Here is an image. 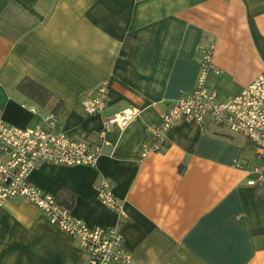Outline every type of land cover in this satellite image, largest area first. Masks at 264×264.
<instances>
[{
	"label": "crops",
	"instance_id": "obj_1",
	"mask_svg": "<svg viewBox=\"0 0 264 264\" xmlns=\"http://www.w3.org/2000/svg\"><path fill=\"white\" fill-rule=\"evenodd\" d=\"M209 48L218 73L206 85L226 102L263 69L264 0H0V121L32 129L54 112L70 138L103 141L95 168L44 163L30 181L55 196L66 189L71 214L91 227L118 220L96 192L109 181L131 264H264V182L249 184L264 163L250 140L207 116L182 121L162 151L144 155L151 126L194 90ZM24 80L52 98L26 96ZM103 85L106 109L88 116L83 101ZM130 107L140 114L101 140L106 118ZM84 259L34 205L0 207V264Z\"/></svg>",
	"mask_w": 264,
	"mask_h": 264
},
{
	"label": "built area",
	"instance_id": "obj_2",
	"mask_svg": "<svg viewBox=\"0 0 264 264\" xmlns=\"http://www.w3.org/2000/svg\"><path fill=\"white\" fill-rule=\"evenodd\" d=\"M213 56L212 48L202 51L200 76L194 90L169 104L161 123L151 126L156 142L151 148L145 147L144 155L162 151L166 146L167 133L182 121L200 123L211 116L217 126L250 140L264 163V65L261 73L240 95L222 102L206 85L209 73H218ZM108 100L109 90L103 85L84 99L87 115L104 113ZM139 114V110L130 107L106 118L101 140L114 128L124 131ZM64 133L61 117L54 112L47 114L42 123L32 129L0 121V207L17 199L37 207L48 222L78 243L84 254V264H131L132 256L124 246L121 233L124 204L115 197L109 181L102 180L96 187L99 201L118 215L114 224L105 227H91L78 220L68 208L58 203L54 194L31 183V174L44 163L97 166L103 141L98 144L78 141ZM255 171L258 180L249 183L253 186L264 182V167Z\"/></svg>",
	"mask_w": 264,
	"mask_h": 264
},
{
	"label": "trees",
	"instance_id": "obj_3",
	"mask_svg": "<svg viewBox=\"0 0 264 264\" xmlns=\"http://www.w3.org/2000/svg\"><path fill=\"white\" fill-rule=\"evenodd\" d=\"M18 89L20 92L24 93L28 97H31V99L37 101L43 106L52 98L50 92L31 80H24L21 82ZM56 200L60 205L70 208L73 199L71 194L66 189L62 188L56 194Z\"/></svg>",
	"mask_w": 264,
	"mask_h": 264
}]
</instances>
